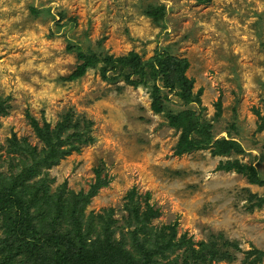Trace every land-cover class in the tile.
<instances>
[{"label":"rangeland","instance_id":"obj_1","mask_svg":"<svg viewBox=\"0 0 264 264\" xmlns=\"http://www.w3.org/2000/svg\"><path fill=\"white\" fill-rule=\"evenodd\" d=\"M149 7H162L163 18L153 21ZM69 43L102 55L133 51L146 60L166 49L186 58V75L193 93L202 90L201 103L185 105L164 89L167 109L193 110L212 125L211 143L229 139L242 152L214 156L207 147L176 156L179 132L163 114H153L142 87L109 84L96 69L65 79L80 64L66 51ZM0 106V183L32 166L31 151L43 159L45 144L27 113L51 128L71 113L72 124L92 142L41 168L26 185L45 180L47 196L62 193L63 201L73 202L99 169L110 182L83 216L112 210L116 241L128 237L124 204L134 189L141 208L149 195V204L160 211L149 224L153 230L176 221V239L186 234L195 249L216 236L229 257L211 264H264V206L249 210L248 195L241 193L263 197L264 184L216 170L219 162L238 160L264 180V0H0ZM2 222L0 217V239ZM224 241L230 245L222 246ZM182 252L161 263L175 257L181 263Z\"/></svg>","mask_w":264,"mask_h":264},{"label":"trees","instance_id":"obj_2","mask_svg":"<svg viewBox=\"0 0 264 264\" xmlns=\"http://www.w3.org/2000/svg\"><path fill=\"white\" fill-rule=\"evenodd\" d=\"M203 1L205 0H199ZM163 14L162 7H149L146 11V15L153 21L162 19ZM66 51L75 53L80 61L75 70L65 78L68 81L80 79L88 70L96 69L104 82H123L132 88L142 87L146 90L153 114H163L167 119V126L179 132L174 149L176 156L207 147L214 156L242 152L229 139L221 138L211 143L212 125L202 120L193 110L171 112L167 109L165 101L168 93H173L185 105L201 103L202 90L193 93V79L186 75L189 68L186 58L173 56L166 49H157L146 60L133 51L122 56L102 55L83 51L80 46L71 43ZM215 106L219 117L220 104ZM255 114L261 118L258 111ZM26 118L35 136L45 144L46 149L41 161L34 150L31 151L28 155L32 158V166L10 178L8 182L0 183V217L3 220L0 264H199L205 260L211 264L213 261L228 259V253L217 246L216 236L212 235L207 243L198 242V248L195 249L194 242L186 234L176 239V221L153 230L149 224L160 216V211L149 204V195L145 196L144 208H141L134 189L127 194V202L124 204L128 212L126 226L130 228L128 237L116 241L112 210L105 216H83V209L90 199L110 182L109 178L101 176L99 169L94 171L95 179L87 192L75 195L73 202L63 201L62 193L55 194L54 197L47 196L48 186L45 180L26 185L31 176L40 173L41 168L58 164L60 159L73 151H79V145L92 142L86 131L80 132L79 126L72 124L71 113L66 114L53 128L44 121L39 126L38 121L28 113ZM70 129L72 132L68 133ZM216 170L241 174L252 185L264 184L255 167L238 160L219 162ZM40 193L41 198L38 197ZM241 193L248 195L247 199L251 202L249 210L264 206V196L251 194L247 189ZM95 222L97 228L94 227ZM223 243L224 247L230 245L229 242ZM181 249V263H178L177 257L161 263L162 259Z\"/></svg>","mask_w":264,"mask_h":264}]
</instances>
